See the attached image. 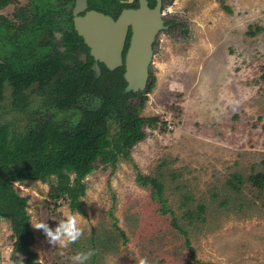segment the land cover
<instances>
[{"label": "rangeland", "instance_id": "rangeland-1", "mask_svg": "<svg viewBox=\"0 0 264 264\" xmlns=\"http://www.w3.org/2000/svg\"><path fill=\"white\" fill-rule=\"evenodd\" d=\"M166 12L174 24L154 44L155 85L141 111L166 125H148L132 159L86 177L83 213L51 195L56 176L16 183L31 222L54 228L66 211L80 217L83 235L66 248L31 224L44 264H73L89 249V264H264V186L251 179L264 175V0H168ZM4 98L0 124L23 130L28 113L9 88ZM43 102L33 93L29 110ZM139 173L162 181L165 210ZM12 235L0 218V264H14Z\"/></svg>", "mask_w": 264, "mask_h": 264}, {"label": "trees", "instance_id": "trees-1", "mask_svg": "<svg viewBox=\"0 0 264 264\" xmlns=\"http://www.w3.org/2000/svg\"><path fill=\"white\" fill-rule=\"evenodd\" d=\"M91 65L75 70L59 54L52 62L41 60L28 65L25 76L9 73L18 84L13 105L28 113V123L19 132L0 124V218L10 222L14 264L16 259H22L23 264H44L32 248L36 238L27 211L29 196L21 195L16 183L50 182L56 176L51 195L83 213L86 177L99 166L114 170L120 160L132 159L133 148L147 137L146 127L166 125L158 116L141 115L146 94L155 85L151 71L145 91L124 93V66L115 71L105 68L103 76L96 78ZM29 90L44 99L43 108L29 110ZM71 173L75 174L73 179ZM251 179L263 188V174ZM137 181L165 210L162 181L141 173ZM171 214V225L178 226L174 212Z\"/></svg>", "mask_w": 264, "mask_h": 264}, {"label": "flooded vegetation", "instance_id": "flooded-vegetation-1", "mask_svg": "<svg viewBox=\"0 0 264 264\" xmlns=\"http://www.w3.org/2000/svg\"><path fill=\"white\" fill-rule=\"evenodd\" d=\"M24 2L25 0H0L2 95L0 101L5 99V91L9 88L13 104V93L18 84L16 85L17 80L14 81L10 77V71L14 76H25L27 67L34 66L41 60H46L47 63L52 62L59 54H62L66 63L75 70L89 63L92 64L93 69L94 64L97 63L100 67V75L96 76L93 70L95 77L103 76L107 66L93 54L90 45L79 34L75 22L77 17L81 18L91 12H98L117 21L125 12L139 10L154 17L152 12L156 10L160 2L165 25L170 27L174 24L166 18L168 0H31L28 3ZM167 29L161 30L160 33ZM133 34L134 24L130 22L123 51L124 58L131 46ZM28 92L33 94L31 90Z\"/></svg>", "mask_w": 264, "mask_h": 264}, {"label": "water", "instance_id": "water-1", "mask_svg": "<svg viewBox=\"0 0 264 264\" xmlns=\"http://www.w3.org/2000/svg\"><path fill=\"white\" fill-rule=\"evenodd\" d=\"M154 17L141 10L127 11L115 21L98 12L77 17L76 28L92 48L93 54L104 62L108 69L125 67L127 82L124 93L143 92L150 78V66L154 57V42L161 30L167 29L161 14V3L152 12ZM133 22L134 34L126 57L123 56L128 24ZM96 76L100 67L94 64Z\"/></svg>", "mask_w": 264, "mask_h": 264}, {"label": "clouds", "instance_id": "clouds-1", "mask_svg": "<svg viewBox=\"0 0 264 264\" xmlns=\"http://www.w3.org/2000/svg\"><path fill=\"white\" fill-rule=\"evenodd\" d=\"M55 227H50L44 221L31 222L36 229H42L50 244L66 248L75 243L83 235L80 217L71 213L64 212L58 219ZM17 255V254H16ZM95 255L94 249L78 251L70 259L73 264H89L90 259ZM16 264H23L22 259H16ZM138 264H148L147 258H139Z\"/></svg>", "mask_w": 264, "mask_h": 264}]
</instances>
